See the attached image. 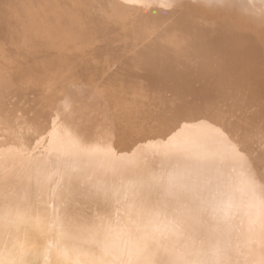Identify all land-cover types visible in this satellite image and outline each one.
Returning <instances> with one entry per match:
<instances>
[{"label": "rangeland", "instance_id": "374dc122", "mask_svg": "<svg viewBox=\"0 0 264 264\" xmlns=\"http://www.w3.org/2000/svg\"><path fill=\"white\" fill-rule=\"evenodd\" d=\"M127 1L128 0L123 3L125 7L119 5L123 6L122 8L124 9L122 10L126 15L124 19H122V15L118 13L119 6H117L115 2H112V0H0V122H3L2 124L0 123V160H3L1 159L2 156H6L5 153H10L15 156L17 148H21L23 154H33L36 147V153L34 155L40 154L42 151H44L43 153L47 151V153H45L47 154L45 156L46 159H41L46 163L43 164L44 166L51 164L48 167H43V169L38 167V171H41H39V175L41 176L37 175V173H35L36 170L32 167L24 166L26 163L19 157L13 159L14 162L10 164L12 165L15 163L17 169L23 170L22 174L20 171V173L18 172V175H20L19 177L13 173L12 177L9 170L5 172L3 170H6V168L3 169V167H1L0 171L2 173L0 172V174L2 175H0V177L2 181L0 180V186H4V188L0 191V203H14L15 200L13 196L15 195H13L14 192L11 193V190L15 191L17 189L16 185L21 183L22 186L37 188L36 193H32L28 200H30L31 203L40 201L38 206L45 200L46 195L54 194L57 190L56 192H59L60 199L59 202L56 200V205L60 208L58 210H61L55 211L58 218L61 212L64 215H75V217L79 219L87 216L88 219L86 220H91L92 215L99 214L98 211H94L96 210V206L82 203L84 202L83 200H76L75 193L70 192L72 194H68L67 191H64L67 189L68 182L74 179L75 181H80L81 178L83 179V177H85L82 173L86 165L80 167L77 164H70L68 161L70 158L67 154L63 155L61 152L60 139L57 138L69 137L72 135L71 139H74L75 143H79L80 140L84 138L83 142L85 143V147L89 141L90 143L93 142L94 145L92 148L94 149L87 148V150L91 152V158L89 156L80 157L78 155V157L81 158L79 162L91 159V166L92 164L94 166L95 164L99 166V171L97 172L102 175L99 178L103 185L105 187L108 186L111 191H114L112 187L115 189L118 187V192L122 195L125 194L126 189L129 187L141 188L144 187L142 184L149 187L152 182V177L157 175L156 172H160L163 167L164 178L169 179L176 175L177 178L181 177L180 179H184V175L178 177V172L175 171L174 168L179 167L180 162H176L178 156L176 152L171 153V149H169L168 146L173 138V131L176 126L177 132L181 131V128H183L182 123L200 124V129L204 131L202 125L208 122L213 128L215 127L216 131H222V128L223 133H221V135L226 131L231 136V141L234 142L233 144L235 146L232 147L231 145V150L228 152L224 151V153L222 152L223 146H218L215 137L210 138L208 144H212L213 148H216L215 151H218L217 154L220 155L219 157L217 155L218 160H221V154L227 153V155L223 157L229 156V158H226L224 161V164H228L227 167H225L227 169L229 168L227 173H223V171L220 172L224 174L223 179L227 181L230 179L228 182L233 185V189L237 190V193L234 192V199L237 204L234 202V207L233 205L231 206L234 210L236 209L234 211L232 208L233 212H228L229 210H225L224 207H222L224 211L217 207V212L213 209L216 213L220 212L223 215L225 214L219 221L224 222L226 220V223H230L233 235L231 234V236L226 238L228 242V245L226 244V250L220 251L221 249L219 250V248H217V252L215 250L217 254L213 255V258L209 260V258L204 255L203 259L207 260V264H220V262L225 264L224 262L228 263L229 261H234L235 264L239 260V264H245L247 259L248 261L246 264H250L251 261L253 263L254 260H258L254 262L255 264H259L260 262V264H264V255H261L263 253L260 251L261 248V250L264 248V222L263 226H261L262 223H260L261 229L254 221L255 219H253L257 217L259 218L258 220L262 218L261 220L264 221V50L260 48L262 45H260L257 40H251L252 37H250V34L256 33V29L262 30L264 28V18H262L264 16H257L259 20H253L257 17L250 16V13L245 12L243 9H241V14L237 16L234 14L235 12H233L237 8L232 6L231 8H226L230 11L228 14L233 15L235 18L231 19V17H229L226 19L227 16H217L215 10L209 8L205 0H201L200 3L196 0L192 2V5L188 0H183L181 3H172L173 0H169V2L167 1L169 4L167 5L168 8H164L159 4L156 5L155 0H140L141 4H132L131 2H133V0H129L130 3ZM260 1L264 2V0ZM127 5L133 7V9H130ZM141 5H145L146 8L143 9ZM189 5L193 6V8ZM185 11L195 15L197 20L200 19L201 23H204L203 25H205L206 22V25L215 24L213 33L209 35L207 32L209 35L207 37L200 29L197 30L198 22L196 19H190L185 22L183 18L185 16H181L183 13L185 14ZM142 14L145 16V20L143 21L138 19ZM170 14H172V16ZM125 18L128 20H125ZM144 22L149 25V27L154 25L153 27L155 29L152 30V33H149L151 36L149 37L150 39L145 38L140 40L137 27ZM253 26H255L256 29H254ZM122 27L126 28L122 30ZM184 28L185 31L182 32V39L187 46L180 49L182 53L180 56L179 52H175L174 49L173 51H169L166 48L167 46L163 44L152 45L150 46L151 48L146 46V44L152 43L151 40L156 41L155 37L163 33L164 29L176 32L175 30H183ZM216 28L218 30H216ZM118 32L121 35L119 34L118 36ZM165 35L166 32L162 36L160 35L159 38L162 39ZM176 38L178 41V36ZM200 38L202 41H205L206 38V42L209 41V45L204 43L196 44V42L201 40ZM182 43L181 41L179 46H181L180 44ZM189 49H191L189 51L190 53L187 51ZM152 51L158 53V56H153L151 58L152 55L148 53ZM159 51H162V55L159 54ZM186 51L188 55L190 54L187 57L185 55ZM85 52L86 54H84ZM90 52L92 53L91 55L89 54ZM163 52H167V55ZM104 55L105 57H103ZM143 55L144 57L147 56L150 58V67L143 64L146 66H144V69H142L143 66L140 67V65H138L141 59H144ZM86 56L90 59H87ZM99 56H101V58L103 57L101 60L106 58L105 61L110 58V61L108 60L107 62L108 64L105 63V65L107 64L109 66L106 65V67L99 59ZM91 58L97 61L94 62ZM78 60L79 62H77ZM122 60L124 62H122ZM133 65L137 67L136 70L132 69ZM156 65L158 67H156ZM128 66L131 70H124L128 68ZM122 70L123 73L121 72ZM126 71L129 72L126 73ZM165 75L169 77L167 76L166 78ZM120 76H122L123 79L126 77L129 82L126 80V83ZM184 76L186 78H184ZM118 85L127 87L132 86L131 88L139 89L143 92L142 97L140 99L139 97H137L138 99L135 98L133 101L134 105L130 106L123 101L121 102L116 97L118 94L117 92H119V88H117ZM113 93H115V95ZM110 95H114L115 97L113 96V98H111ZM117 100L122 103V107L121 105L119 106ZM79 101H82V106L79 107L75 105L76 107H73L74 104ZM83 101L87 107L83 104ZM84 106L85 110H83ZM72 108L77 109L74 111ZM86 109L88 111H86ZM78 111L81 115L79 114L77 117ZM253 112L255 114H253ZM82 113L88 115L83 114L85 115L84 117ZM124 113L126 114L124 115ZM178 121L180 123H178ZM83 125L86 126V128H83ZM86 130L88 131L86 132ZM77 131H80V133L78 134ZM16 132H18V134ZM91 132L93 135H91ZM201 133L202 132L198 134L201 135ZM9 135L13 139L9 137L6 138ZM15 135L16 137L14 139ZM54 135H56V137H53ZM17 136L18 139L16 140ZM81 136H83V138ZM202 136L205 135L202 134ZM175 140L177 139L173 141ZM205 140L206 138H182L181 142L186 143L185 147L193 145L195 149H198L202 147L201 143H204ZM187 141H189V143ZM69 143H71V141H69ZM72 145H74V143H72ZM174 146L176 147L177 145ZM39 148H41V150ZM30 149L32 150L30 151ZM48 151L53 153L51 154V152ZM172 151H174V149ZM3 152L5 153L3 154ZM45 154L42 155L44 156ZM75 155L77 154L74 153L73 158ZM242 155L245 158L241 157ZM112 157L113 159H115V157L126 160L131 159L134 162L128 163L127 166L128 169L130 165L133 164L134 170H136L133 171L135 174L130 172V174H132V180L124 178L126 179L125 181L117 183V179H121L116 176L118 170L126 168L117 166L115 169L110 166ZM5 158L8 157L6 156ZM199 158H201V156ZM19 160H22V164L18 162ZM201 161L205 162V159L202 158L200 159V162ZM50 162L54 163L52 164ZM249 162L251 164H249ZM218 163L221 164L220 161H218ZM20 165H23L25 169ZM136 165H139L138 168ZM172 165L174 166L172 167ZM205 166H207V168L209 167L208 165ZM213 166H215V164ZM234 167H236L235 170ZM30 168L32 170L30 171L31 173L28 172ZM222 169L224 170V168ZM173 170L174 174L171 176V171L173 172ZM204 171H207L205 167L203 172ZM23 172L26 173L24 174ZM28 176L30 180L27 178ZM20 178L24 179L21 180ZM47 178H49L50 181ZM203 178L204 180L208 179L205 174ZM236 182H240L242 186H236ZM6 187L7 192L5 191ZM79 187L77 188L79 189ZM151 190L152 189H150V192ZM141 195L144 197L146 203V206H144L146 209H144V211L147 212L148 209V213L154 210L152 209L153 206L159 204L164 203L167 204L168 207L173 205L181 206L185 204V201H188L187 199L182 201L178 196L179 203L176 202L177 198L174 200H163L162 202L161 199L159 200L156 198L153 201L147 193L146 195L143 193ZM197 198L200 200L198 204H204L207 200L198 196ZM72 199H74L73 202ZM78 203H80V205H78ZM83 204L89 206L87 210L92 211L86 213L82 210L80 207H82L81 205ZM261 205L263 209L259 208ZM123 209L125 210V208L122 207L121 211ZM199 210H201V208H199L198 211ZM249 210H251V212ZM211 211L205 216L212 217L214 211ZM126 212H128L127 209L125 210V213ZM215 212L214 215L217 216ZM238 212L242 214L239 216ZM196 213L197 210L193 211L192 216ZM227 213L229 214L226 215ZM209 214H212V216ZM246 214H249V216ZM156 215H158L160 220L164 219L165 222L168 221V218H165L161 212H158ZM259 215L260 217H258ZM246 217L247 219H245ZM152 218L155 219L154 216ZM224 218L226 219L222 220ZM249 219L251 220L249 221ZM228 220H230V222ZM232 221H235V223ZM245 221L247 223H245ZM239 223L241 224L239 225ZM246 226L247 229H245ZM234 227H238L237 229L239 230ZM254 230L257 232L254 233ZM249 231L253 232L251 233L252 235L249 234ZM167 233L169 234V232ZM254 234H257L256 236L259 237L254 238ZM203 235L204 233L201 234L199 238L197 237L196 242L198 240L201 242V239L205 238ZM158 236L168 242L171 238L169 235L166 236V234L164 235L162 233L158 234ZM215 237H217V235ZM230 241L232 242L231 245L229 244ZM176 242V244H179L178 242L180 241L176 240ZM261 242H263V244ZM181 243L184 242L181 241ZM259 243H261L263 247ZM182 245L183 244L179 245V247L181 248ZM256 247H258L260 253L255 249ZM259 247L261 248L259 249ZM228 248L230 249L228 250ZM190 250L193 251L192 254H190ZM194 250L195 249H189L187 252H190L189 255L191 256H194L193 254L200 255L203 252L197 249V247L196 250L199 251ZM175 251L176 250H174V252ZM253 252H255V256H253ZM257 252L258 255L260 254L259 256H262L261 258L257 259V257H259L258 255L256 256ZM212 253L214 252L212 251ZM240 256L242 260L239 258ZM232 263L233 262H231V264ZM228 264H230V262Z\"/></svg>", "mask_w": 264, "mask_h": 264}, {"label": "bare ground", "instance_id": "6f19581e", "mask_svg": "<svg viewBox=\"0 0 264 264\" xmlns=\"http://www.w3.org/2000/svg\"><path fill=\"white\" fill-rule=\"evenodd\" d=\"M141 1H146V0H141ZM147 1H150V0H147ZM167 1L169 2V0H155V4L156 5L159 4V5H162V7H164V8H168L167 5H169V4L167 3ZM182 1L183 0H173V2H175V3H181ZM197 1L199 3L201 2V0H197ZM205 1L208 3L209 8H213L215 10V12H216L215 14H217V16L218 15L221 17L227 16L226 19L229 17H231V19L235 18L233 15L228 14L230 11L226 8V2H229V0H205ZM112 2H115L117 4V6H119V5L124 6L123 3L126 2V0H112ZM127 2L130 3L129 0ZM233 2H236V4H235L236 7H234V8H237V6L239 8L238 10L235 9L233 11V12H235L234 14H236L237 16L239 14H241L240 13L242 11L241 9L245 10V12H247V13H250V16H254V17L264 16V2H261L260 0H234ZM131 3L132 4H135V3L141 4L140 0H133V2H131ZM191 5H192V2H191ZM191 5H189V6L193 8V6H191ZM218 5H220V6H218ZM123 6H119V11H118V13L122 15V17H123L122 19H124V16H126L124 11L122 10V9H124V8H122ZM127 6L129 7V5H127ZM141 6H143V5H141ZM134 7H136V6H134ZM129 8L133 9V7H129ZM139 8H141V7H139ZM144 8H146L145 5L143 6V9ZM127 12H128V10H127ZM170 15L172 16V14H170ZM181 16H185V17H183L185 22H187L190 19H196L197 20V17L193 14H189L188 11H185V14L183 13ZM262 18H264V17H262ZM138 19L143 21V20H145V16L142 14L141 17H139ZM125 20H128V19L125 18ZM253 20H259V19L257 17ZM142 21H140V22H142ZM197 22H198L197 23V30L200 29L201 32H204L203 34H205V36H207V37L213 33V30H215V24H211L212 26L206 25V23H207L206 22L205 25H203L204 23H201L200 19H198ZM165 23H166V21H165ZM153 26L149 27V25L145 24V22L139 24V26L137 27L139 39L141 40V39L151 37L149 33L150 32L152 33V30L155 29ZM253 27H254V29H256L255 26H253ZM125 28L122 27V30ZM176 28H178V27H176ZM132 30H134V29H132ZM164 30H163V33H160V34H158L159 36L155 37L156 41L151 40V42L153 44L149 43L148 45L146 44V46L150 47V46L156 45V44H163L166 46H172V47H175V48H173L175 52L178 51L180 53L179 56L182 55V53L180 52V49L187 46L182 39V37H183L182 32L185 31V28L183 30L182 29L175 30L176 32H174L173 30H165L167 37L165 35L162 38L163 39L162 40L159 37H160V35L162 36L165 33ZM216 30H218V29L216 28ZM207 32L209 33V35L207 34ZM119 34L120 33L118 32V36H119ZM179 34H182V35H179ZM176 35L178 36V41H177ZM165 37H166V39H165ZM250 37H252L251 40H255V41L257 40L259 42V44L262 45V47H260V48L262 50H264V28L262 30L256 29V33L250 34ZM181 41L183 43L180 44L181 46H179V43H181ZM201 43L209 45V41L206 42V38H205V41H202V39H201L199 42H196V44H201ZM146 46H143V47H146ZM207 47H209V46H207ZM213 48H211V49H213ZM190 50L191 49H189L187 51L189 52ZM187 51L185 54L186 57L190 55V54L189 55L187 54L188 53ZM259 51H260V49H259ZM209 52H211V51H209ZM84 54H86V52ZM89 54L91 55L92 53L90 52ZM149 55H151V53ZM87 56H86V58L90 59ZM93 56H94V54H93ZM99 57H100L99 59L101 60L103 57H105V55L102 58H101V56H99ZM143 57H144V55H143ZM146 57H144L143 60L141 59L140 63H138V65H140V67L143 66L142 69H144L145 65L150 67L149 66L150 58L149 57L146 58ZM94 58H91V59L94 62H96L97 60ZM96 58H97V56H96ZM105 59L106 58L101 60V62L104 63V65H105V63L108 62V60L110 61V58L107 59L106 61H105ZM112 60H113V58H112ZM77 62H79V60ZM111 62H113V61H111ZM122 62H124V61L122 60ZM143 64H145V65H143ZM107 66H109V65H107ZM156 67H158V66L156 65ZM159 67H161V66H159ZM114 68H115V66H114ZM127 69H129V66H128V68H126L124 70H127ZM132 69L136 70L137 67L133 65ZM129 70H131V69H129ZM176 70H178V69H176ZM121 72L123 73V70ZM128 72L129 71H126V73H128ZM187 74H188V72H187ZM190 74H192V73H190ZM133 76H135V75H133ZM167 76L168 75H165L166 78H167ZM108 77H109V75H108ZM161 77H163V76H161ZM120 78H122V76H120ZM184 78H186V77L184 76ZM123 80H125V82H126V80L128 81V79H126V77ZM168 83H169V81H168ZM160 84H161V82H160ZM104 87H106V86H104ZM131 87L132 86L127 87V86H119L118 85L117 88H119L118 89L119 92H117L118 94L115 92L117 94L116 97L121 102L123 101L124 103H126L129 106L134 105V103H133L134 99L137 97H139V99H140L142 97V93H143L139 89L137 90L136 88H131ZM115 93H113V94L115 95ZM107 94H109V93H107ZM114 95H112V96L110 95V97L113 98ZM218 98H219V96H218ZM119 100H117V103L119 104V106L121 105V107H122V103H120ZM81 104H82V101H79L78 103L74 104L73 107H76L75 105H78L80 107V106H82ZM83 104H85L84 101H83ZM85 106H86V104H85ZM85 106H84L83 110H85ZM79 107H78V109H79ZM113 107H114V105H113ZM72 109H74V108H72ZM75 109H77V108H75ZM75 109H74V111H75ZM86 111H88V110L86 109ZM203 111H205V110H203ZM76 112H77V110H76ZM76 112H75V114H76ZM81 112H82V110H81ZM85 113H87V112H85ZM85 113H82V115ZM79 114L81 115V113L79 112L77 114V117ZM125 114L126 113H124V115ZM253 114H255V113L253 112ZM85 115H88V114H85ZM85 115H83V116L85 117ZM83 116H81V117H83ZM80 120H81V118H80ZM82 120H84V119H82ZM190 120H192V119H190ZM113 122H115V121H113ZM125 123H126V121H125ZM178 123H180V122L178 121ZM227 123H229V122H227ZM9 125H8V128H9ZM133 125H134V123H133ZM129 126H131V125H129ZM182 126H183V128H181L182 130L180 129L181 131L177 132V130H176L177 126L175 127L174 131L172 130L173 131V136H172L173 138L169 142L168 146H169V149H171V153L176 152V154L178 156L177 160L176 159L175 160L177 163L179 161L180 164H179V167H174V168H175V171L178 172V177H180V175L181 176L184 175L183 176L184 179H180L181 177L177 178L176 175H175V177L179 180H177L174 176L172 178H169V179L164 178L165 175H163L164 174V170H163L164 167H163V169L161 171L158 170L160 172H156L157 175H154L153 177L151 175L152 186L150 184L149 187H147L144 184H142L145 188L144 187H141V188L129 187L126 189V191L124 190L125 194H122V195L118 192L119 191L118 187L116 189L112 187V189L114 191H111V189L108 188V186L105 187L103 185L102 181H100V178H99L102 175L99 174V172H97V171H99V169H98L99 166L97 164H95V166L92 164V166H91V163H90L91 159H89L88 161L82 160L81 162H79L81 160L80 157H88L89 156L91 158V152H89L87 150V148H92V146L94 145L93 142H91V143H90V141H89V143L87 142L88 144H86V147H85L84 146L85 143L83 142L84 141L83 136H81L83 139L80 140L79 143H75L74 139H71L72 135L69 137L67 136L64 138H62V137L57 138V139H60L59 142L61 143V146H60L61 152L63 153V155L67 154V156H69L70 159H68V161L70 164L71 163H72V165L77 164L80 167H82V165H86L85 168L83 169L84 172L82 173L85 177H83V179L81 178L80 181L79 180L75 181V179H74V180L68 182L67 183L68 184L67 189H65L64 191H67L68 194L75 193L76 194L75 196L77 198L76 200H83L84 202L81 201L82 203H86L90 206H96L95 207L96 210H94V211H98L99 214L92 215L91 220L90 219L86 220V219H88L87 216H85V218L79 219V218H76L75 215H64L60 212L59 218H58V215L55 211H61V210H58L60 208H58L56 205V200H57V202H59V199H60L59 192H56L57 190L55 191L54 194L46 195L45 200H43V202H41V205L38 206V203L40 201H35V202L31 203V201L28 200L29 196L32 193L33 194L36 193L37 188L35 189V188H30V187L24 186V185L22 186L21 183L18 182L20 184L16 185L17 186V189L15 190L16 193H15V191L11 190V193L14 192L13 195H15V196H13V198L15 200V201L13 200L14 203H8V202H4V201H3L4 203H0V264H207V262H206L207 260L203 259L204 255L207 256L210 260L211 258H213V255L217 254V253H215V250L217 252V248H219V250L221 249L220 251L226 250L227 245H228L226 238L231 236V234L233 235V233L231 232L232 226L230 225V223L225 222L226 218L222 219V220H225L224 222L219 221L221 218H223L222 216H225V214L223 215L220 212L216 213L218 211L216 209V207L221 208L222 211H224L222 209V207H224L225 210L228 209L229 210L228 212H231L232 208L234 207V204H235L234 202H236L234 199V197H235L234 194L237 193L236 192L237 190L233 189V187H232L233 185L228 182V181H230V179L228 181L226 179H223V176H224L223 173H225V172L227 173V171L229 169V168L228 169L225 168V167H227L228 164L227 165L224 164V161L226 158H229V156L223 157V156L227 155V153L221 154L222 155L220 158L221 160H218L217 159V155H218L217 152L218 151L216 152L215 151L216 148H213L212 144L209 145L208 142H209L210 138L215 137L217 140L218 146L219 145H220L219 147L223 146V151H222L223 153H224V151H227V152L230 151L231 145H232V147L235 146L233 144L234 142L231 141L232 140L231 136L226 131H224V134L221 135V133H223V129L221 128L222 131H216L215 127L213 128L208 122H206V123H204V125H202V127L204 128V131L200 129V124H197V123H186V124L182 123ZM83 128H86V126H84ZM2 129H3V127H2ZM254 129H255V126H254ZM10 130H11V127H10ZM28 131H30V130H28ZM87 131L88 130H86V132ZM200 132H202L201 135L198 134ZM16 133L18 134V132H16ZM77 133L79 134L80 131L79 132L77 131ZM178 133H180V134H178ZM202 134H204L205 136H202ZM91 135H93L92 132H91ZM8 137L10 139H13V138H11L10 135L7 136L6 138H8ZM15 137H16V135L14 136V139H15ZM53 137H56V135H54ZM6 138H4V139H6ZM182 138H188V139H194V138L205 139L206 138V140L204 141V143H201V146H202L201 148L199 147L198 149H195L193 147V145L185 147L186 143L181 142ZM17 139H18V136H17L16 140ZM120 139H121V137H120ZM174 139H177V140L173 141ZM69 141H71V143H69ZM187 142L189 143V141H187ZM10 143H11V141H10ZM72 143H74V145H72ZM214 143H215V141H214ZM174 145H177V146L175 147ZM228 146H229V148H228ZM13 147H15V146H13ZM52 148H54V147H52ZM57 148H58V146H57ZM2 149H3V147H2ZM32 149H34V148H32ZM32 149H30V151ZM39 149L41 150V148H39ZM93 149L94 148H92V150ZM131 149H133V148H131ZM173 149H174V151H172ZM34 150L35 151H33L34 152L33 154H27L26 155V154H23V151L21 148H17L16 151L14 149L15 154H16L15 156H13V154L11 155L10 153H5L7 151V149H6V151L4 150L5 152H3V154L5 153V155L8 158H5L6 156L3 157L1 155L2 156L1 159H3V160H0V168L1 167H3V169L6 168V170L4 169L3 171L7 172V170H9L11 172L10 174L13 173V174L18 175L19 171L22 174L23 170L17 169L16 168L17 165H15V163L10 165L12 162H14L13 159H16V157H19V158H22L24 160L23 162L26 163V165L23 163L24 166L32 167L34 170H36L35 173H37V175H39L40 170L38 171V167L43 169V167H48L51 164L49 165L47 163L48 166L47 165L44 166L43 164L45 162H43L44 160L41 159V158L46 159L45 156L47 154H45V153H47V151H45V153H43L44 151H42L40 154L34 155L36 153V147ZM84 150H86V151H84ZM10 151H8V152H10ZM48 152H51V151H48ZM25 153H26V151H25ZM52 153L53 152H51V154ZM74 153L77 155H75V157L73 158ZM94 153H96V152H94ZM128 153H129V151H128ZM42 154H45V155L43 156ZM78 155L80 157H78ZM200 156H201V158H199ZM219 156L220 155H218V157ZM241 157H243V155ZM202 158L205 159V162H202L203 160L200 162V159H202ZM243 158H245V157H243ZM6 159H7V161H6ZM21 161L19 160L18 162L21 163ZM46 161H48V160H46ZM165 161H167V160H165ZM218 161H220L221 164H219ZM210 162H211V164H210ZM229 162H227V163H229ZM50 163H52V162H50ZM128 163H134V162L131 159L126 160V159H121L120 157H115V159H113V157L111 158L110 166L114 167L115 169L117 166L126 168V169H119L118 170V174L116 176H117V178H121V179L120 180L117 179V183H122L123 181H125L126 179H124V178H127L128 180H132V178H131L132 174H130V172H133L136 170H134L133 164H131L130 167L127 169ZM167 164H168V162H167ZM214 164H215V166H213ZM249 164H251V163L249 162ZM205 165H208L209 167L207 168V166H205ZM24 166L22 165L21 167L25 169ZM138 166L139 165H136L137 168H138ZM173 166L174 165H172V167ZM60 167H61V165H60ZM204 167H205V170H207V171L203 172ZM237 167H239V166H237ZM174 168H172V169H174ZM222 168H224V170ZM235 168L236 167H234V170H235ZM45 169H47V168H45ZM251 169H253V168H251ZM30 171H32L31 168L28 169V172H30ZM142 171H143V169H142ZM220 171H223V173ZM231 171H232V169H231ZM115 173H116V171H115ZM241 173H243V172H241ZM13 174H12V177H13ZM173 174H174V170H173V172L171 171V176ZM204 174L206 177H208V179L204 180V178H203ZM0 175H2V174H0ZM19 176L20 175H18L17 177H19ZM39 176H41V175H39ZM42 176H44V175H42ZM168 176H169V173H168ZM3 177H4V175H3ZM24 178H20V179L23 180ZM27 178L29 179L30 177L28 176ZM36 178H38V177H36ZM49 178H47V179L49 180ZM51 178H53V177H51ZM78 178H79V176H78ZM31 179H32V177H31ZM0 180H1V177H0ZM208 180H211V181H208ZM255 180H256V178H255ZM39 181H41V180H39ZM15 182H17V181H15ZM253 183H255V182H253ZM31 184H33V183H31ZM235 185L236 186L237 185L242 186L240 184V182H236ZM79 186H81V187H79ZM9 187H11V186H9ZM9 187H8V189H9ZM46 187H48V186H46ZM77 187H79V189ZM2 188H4V186H0V191ZM12 188H13V186H12ZM150 189H152L151 192H150ZM254 190H252V191H254ZM5 191L7 192V187H6ZM252 191H250V192H252ZM70 192H72V193H70ZM142 193L144 195H146V193H147L148 196H150L153 201L156 198H158L159 200L161 199V202L163 200H167V199L168 200L169 199L174 200L177 198V196L182 201H185L186 199L188 201H185V204H182L181 206L173 205L171 207H168V205L164 204V203L163 204L158 203L159 205L152 207V209H154V210H152L153 213L152 212L148 213V211H149L148 209H147V212L144 211V209H146V207L144 208V206H146V203H145L144 197H142V195H141ZM68 194H66V195H68ZM239 194H240V192H239ZM197 196L202 197V198L207 199V200L204 202V204L203 203L198 204V202H200V200L197 198ZM236 197H237V194H236ZM178 198L176 199L177 200L176 202L179 203L180 201L178 200ZM10 199H12V198H10ZM70 200H71V198H70ZM238 200H240V199H238ZM73 201H74V199H72V202ZM236 204H237V202H236ZM78 205H80V203H78ZM232 205H233V207H231ZM81 206L82 207H80V208H82V210H84L86 213H89V211H92V210H87L89 206H87V205L85 206V204H83ZM122 207L125 208V210L127 209L128 212L125 213L124 209L121 211ZM199 208H201V210L198 211ZM237 208H238V206H237ZM259 208H262V205ZM213 209H215L216 212ZM239 209H240V206H239ZM195 210H197V213L194 214V216H192L193 211H195ZM211 210L214 211L217 216L214 215V212H213V216H212V214L211 215L209 214L212 217L205 216L206 214L210 213L209 211H211ZM233 210H234V208H233ZM251 210H249V211L251 212ZM157 211L161 212L165 218H168L167 219L168 221L165 222L164 219L160 220L158 218V215H156V214H158ZM252 213H253V211H252ZM228 214L229 213H227L226 215H228ZM234 214H236V213H234ZM241 214H239V212H238L239 216ZM243 215H244V213H243ZM260 215L258 217H260ZM153 216L155 219L152 218ZM247 216H249V214ZM204 217H205V219H204ZM217 217H219V218H217ZM236 217H237V215H236ZM230 218H232V217H230ZM250 218H252V217H250ZM245 219H247V217ZM253 219H255L254 221L258 224V227L261 228V226H263L264 221L261 220L262 218H260V220H258L259 218L254 217ZM250 220L251 219H249V221ZM228 221L230 222V220H228ZM232 222L235 223V221H232ZM236 223H237V221H236ZM245 223H247V222L245 221ZM260 223H262L261 226H260ZM240 224L241 223H239V225ZM234 228L237 229L238 227H234ZM245 229H247V226ZM237 230H239V229H237ZM167 232H169V234ZM255 232H257V231L254 230V233ZM160 233H162L164 235L166 234V236L169 235L171 237L170 240L168 237L169 242L160 238L159 237L160 235L158 236V234H160ZM203 233H204L203 236L205 238L201 239V242L199 240L196 242L197 237L199 238V236ZM251 233H253V232L249 231V234H251ZM216 235H217V237H215ZM254 235H255V237L253 236L254 238L259 237V236H256L257 234H254ZM236 236H234V237H236ZM253 237H252V239H253ZM172 238H174V239H172ZM230 239H231V237H230ZM176 240L180 241V242H178L179 244H176L177 243ZM173 241H175L176 243ZM181 241H183L184 243H181ZM233 241H236V240H233ZM246 241H248V240H246ZM251 241H250V243H251ZM180 243L183 244L181 248L179 247V245H181ZM253 243H255V242H253ZM261 243L263 244V242H261ZM261 243H259V244H261ZM229 244L231 245L232 242L230 241ZM262 244H261V246H262ZM244 245H245V243H244ZM196 247H197V249H199L200 251H203V252L200 255H195V254H193L194 256L189 255V253L191 252L190 254H192L193 251H191V250H190V252H187V251H189V249H195L196 250ZM248 247H250V246H248ZM260 248L261 247H259V249ZM229 249L230 248H228V250ZM255 249L258 251V247H256ZM261 249H260V251H261V253H263L261 255H264V252H263L264 248H263V250H261ZM174 250H176V251L174 252ZM199 250H196V251H199ZM212 251L214 253H212ZM204 252H206V253H204ZM258 252H257L256 256L258 255ZM254 253L255 252H253V254ZM218 254H219V252H218ZM220 254H221V252H220ZM211 255H212V257H211ZM253 256H255V254ZM253 256H251V257H253ZM215 257H214V259H215ZM261 257L262 256H259V257H257V259L261 258ZM239 258H241V256ZM234 260H235V258H234ZM236 260H237V258H236ZM241 260H242V258H241ZM253 260H254V258H253ZM263 260H264V258H263ZM239 261L238 262L235 261L236 262L235 264H239L240 263ZM247 261H248V259H247ZM255 261H258V260H254V262ZM229 262H230V264H231V262H233L232 264H234V261H229ZM246 262H245V264H246ZM224 263L226 264L227 262H224ZM251 263H252V261H251ZM220 264H223V263L220 262Z\"/></svg>", "mask_w": 264, "mask_h": 264}, {"label": "water", "instance_id": "95a60500", "mask_svg": "<svg viewBox=\"0 0 264 264\" xmlns=\"http://www.w3.org/2000/svg\"><path fill=\"white\" fill-rule=\"evenodd\" d=\"M189 2H194V1H196V0H188ZM234 0H229V2H226V7H228V8H231L232 6H234V7H236V2H233ZM172 3H175V2H172ZM221 5V4H220ZM220 5H218V6H220ZM219 8V7H218ZM237 9H239L238 8V6H237ZM83 38V37H82ZM190 42V41H189ZM157 45H159V44H157ZM163 47V46H162ZM169 51H173V48H175V47H172V46H167L166 47ZM161 52V53H160ZM176 52H178V51H176ZM163 53H165L166 54V52H163ZM150 54V53H149ZM158 53H155L154 51H152L151 52V58L153 57V56H158L157 55ZM159 54L160 55H162V51H159ZM167 55V54H166ZM165 55V56H166ZM175 66V65H174ZM176 67V66H175Z\"/></svg>", "mask_w": 264, "mask_h": 264}]
</instances>
